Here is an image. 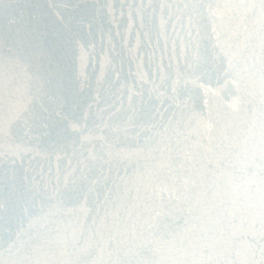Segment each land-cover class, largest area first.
I'll use <instances>...</instances> for the list:
<instances>
[{"label": "water", "instance_id": "obj_1", "mask_svg": "<svg viewBox=\"0 0 264 264\" xmlns=\"http://www.w3.org/2000/svg\"><path fill=\"white\" fill-rule=\"evenodd\" d=\"M0 264H264V0H0Z\"/></svg>", "mask_w": 264, "mask_h": 264}, {"label": "snow or ice", "instance_id": "obj_2", "mask_svg": "<svg viewBox=\"0 0 264 264\" xmlns=\"http://www.w3.org/2000/svg\"><path fill=\"white\" fill-rule=\"evenodd\" d=\"M225 43H226V41H225Z\"/></svg>", "mask_w": 264, "mask_h": 264}]
</instances>
